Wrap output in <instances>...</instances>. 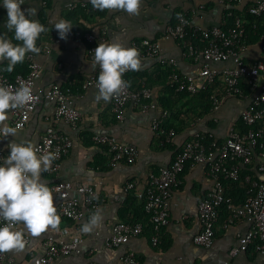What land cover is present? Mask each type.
<instances>
[{"label": "crops", "instance_id": "1", "mask_svg": "<svg viewBox=\"0 0 264 264\" xmlns=\"http://www.w3.org/2000/svg\"><path fill=\"white\" fill-rule=\"evenodd\" d=\"M257 1L243 0V7H239L235 4L223 3L221 0H142L137 15H129L123 10H105L104 16L86 12L83 17L79 13L91 5L88 0H24L21 6L36 10L32 18L45 26L47 34L42 33L37 40L40 52L26 54L25 60L18 63L16 68H21L20 71H23L27 67V57L32 55L33 60L42 68L36 86L47 89L59 85L63 91L69 93L74 107L82 112V118L75 128H70L64 123L52 126L57 133L69 136L73 146L62 158L58 177L53 178L42 171L41 181L46 182L49 187L55 179L95 185L101 201L100 214L103 219L98 228L85 234L79 231L76 224L61 218L58 230L49 228L38 237L31 236L22 223L16 231H21L23 238L29 237L28 242H25V248L5 253L15 259V264H32L35 258L43 256L44 241L48 236H53L57 240L82 239L81 253L60 258L57 264H121L122 257L128 251L135 253L139 264H264V254H259L255 250L235 258L230 257L231 249L237 245L238 237L249 229V224L242 220H234L227 224L224 208L218 215L213 245L208 249L193 245L192 239L199 231L197 202L211 186L206 169L200 165L189 166L186 174L180 178L179 185L173 189L169 224L164 228L162 238L156 246L152 245L148 229L142 231L141 235L132 239L127 245L115 249H107L103 246V240L113 224L123 221L121 219L123 206L126 204L136 208L141 204L133 193L123 195L122 187L126 181L135 180L143 185L151 171L157 172L160 168L169 166L183 143L197 132H207L209 125L213 126V134L223 137L226 130L238 121L240 110L244 106L241 101L224 99L218 112L213 116L194 118L186 111L195 110L194 106L187 104L189 98L177 101L172 97L166 82L162 80V72L166 67L160 61L174 59L178 63L180 72L184 74L196 72L202 63L194 62L185 56L182 45L165 36L167 26L178 14H184L192 29L218 25L227 28L234 21L232 14L246 21L245 10ZM68 3H75L77 6L73 10H68ZM69 12L75 13L73 20L67 19ZM6 19V10L0 7V34H5L13 44L21 43L14 40V34L5 27ZM61 19L69 20L73 25L72 29L80 28L98 38H104V44L119 43L133 47L143 40L159 43V57L154 60L140 57L141 69L126 71V78L130 88L137 89L144 84L151 89L154 100L160 107L164 108L162 105L164 103L178 112L177 115L175 112L174 114L169 112V117L163 122L175 132L168 146H160L155 137L156 133L151 130L150 125L156 115L155 111L142 112L140 109L128 107L124 120L117 122L111 113L110 101L96 102L97 91L92 88L83 89V83L95 73L87 57V44L83 40L66 39L58 42L48 40V34L57 31L54 25ZM261 35H264V26L261 34L258 35V40L252 44L245 42L243 58L247 64L263 56L260 48ZM46 47L50 49L49 54L45 51ZM6 66L7 61L0 62V68ZM54 107V103H41L23 130L17 131L14 136L0 137V151L8 154L10 149L7 145L12 142L31 143L35 149L46 133L49 126L47 118L52 116ZM183 112H186L188 118H185ZM12 118L10 113L5 123L10 126ZM97 134L114 136L124 143L135 145L139 151L135 163L133 165L119 163L111 167L109 157L104 153L102 146L93 142L92 138ZM250 173L249 177L252 179L264 180L254 167L250 169ZM247 189L243 194L233 195V202L241 204L247 197ZM116 196L121 199L115 200ZM131 196L135 200L130 203L128 200ZM53 199L54 205L57 206L54 194Z\"/></svg>", "mask_w": 264, "mask_h": 264}, {"label": "built area", "instance_id": "2", "mask_svg": "<svg viewBox=\"0 0 264 264\" xmlns=\"http://www.w3.org/2000/svg\"><path fill=\"white\" fill-rule=\"evenodd\" d=\"M221 2L243 7V0H221ZM76 6L75 3L67 4L68 10H73ZM248 13L264 21V0L255 2L248 8ZM245 25V21L237 18L226 30L220 25L192 29L187 17L184 14H178L165 30L167 38L182 44L185 56L194 62L202 63L196 72L184 74L180 72L177 61L162 59L160 63L169 70L166 86L175 93L193 96L217 84L223 93L220 96L211 95L212 108L208 116L218 112L224 99L241 101L244 106L240 110L238 121H241L246 129L241 132L236 131L237 121L226 130L223 137L211 133L208 142L204 141L202 132H197L183 143L169 166L160 168L158 174H149L143 185L135 180L124 183L123 195L133 193L150 217L154 232L151 242L154 246L158 243L160 231L169 224L173 189L180 183L178 175L183 171L185 164L189 163L190 167L203 166L211 181L209 190L197 202L199 231L192 239L193 245L204 249L213 245L218 212L224 207L229 214L227 224L234 220H242L249 224V229L238 237L237 245L231 249L230 257L235 258L246 253L250 245L254 243H257L255 251L264 254V180L252 179L249 176L245 178L248 185L247 197L241 204H236L226 197L221 183L222 180L237 181L244 166L254 167L255 171L264 177V35L260 36L262 58L247 64L243 58L246 47ZM188 34L190 39L187 38ZM191 38L198 44H192ZM66 39L83 40L87 44V57L91 63L95 48L104 41V38H98L80 28L71 29ZM66 39H61L57 31L48 34V40L51 42ZM133 47L138 50L139 57L142 59L154 60L160 54V45L156 41L143 40L138 45L134 44ZM45 51L49 54V47H46ZM27 68L26 75L18 74L13 79H9L0 70V87H9V90H14L20 85H27L32 91V100L28 104L23 108L9 110L13 116L10 126L16 127L17 131L23 130L41 103H54L53 114L47 118L49 126L35 149L38 150V156L55 154L56 158L45 174L57 178L62 158L72 148L73 143L69 136L57 133L52 126L64 123L70 128H75L82 118V112L74 107L69 93L63 91L59 85H53L47 89L36 86V80L41 76L42 68L33 60L32 55L27 57ZM99 71L97 66L95 73L83 83V89L92 88L98 91L96 82ZM122 79L126 81V72L122 74ZM110 106L111 113L117 122L124 120L128 107L140 109L142 112L155 111L156 115L150 126L151 130L158 135L160 146L171 143L175 136V132L171 129L166 131L163 124L169 117V111L155 102L153 92L144 84L137 89H131L126 84L110 100ZM2 136L4 135L0 134V137ZM92 139L105 149L111 167L119 163L133 165L137 160L139 151L133 144L124 143L107 134H97ZM7 155L0 151V163ZM49 188L57 200V214L60 218L76 224L79 229L94 212L100 213L101 201L95 185L55 179ZM114 199L119 201L121 198L116 196ZM21 224L22 222L16 223L13 230L16 231ZM142 231V223L118 221L113 224L109 234L104 238L103 246L107 249H115L127 245L132 239L141 235ZM28 240L29 237L25 236L24 241L28 242ZM81 244V238L57 240L53 236H48L44 241V255L35 258L32 264H57L60 258L80 254ZM15 262L13 257L5 253L0 254V264H15ZM121 264H139V262L135 253L128 251L122 257Z\"/></svg>", "mask_w": 264, "mask_h": 264}, {"label": "clouds", "instance_id": "3", "mask_svg": "<svg viewBox=\"0 0 264 264\" xmlns=\"http://www.w3.org/2000/svg\"><path fill=\"white\" fill-rule=\"evenodd\" d=\"M93 9L123 10L129 15L139 13L142 0H88ZM24 0H0V7L7 13L5 27L12 32L13 38L21 43L13 44L5 34H0V62L7 61L5 71L11 73L18 63L25 60L26 54L39 53L37 40L46 28L33 19L35 9H22ZM73 25L61 19L54 29L61 39H66ZM92 68L99 67L96 82L98 89L95 100L109 102L118 94L127 82L122 74L128 70L139 71L142 61L134 47L119 43H99L94 50ZM32 100V91L27 85H20L14 90L0 87V134L14 136L17 128L5 123L9 110L23 108ZM19 127V125H17ZM6 158L0 163V254L25 248L21 231L13 230L16 223L22 222L27 232L38 237L49 228L58 230L61 218L54 205L53 192L46 182L41 181V172L49 171L55 154L37 155L31 143H9ZM103 217L94 212L81 225L79 231L85 234L100 226Z\"/></svg>", "mask_w": 264, "mask_h": 264}, {"label": "trees", "instance_id": "4", "mask_svg": "<svg viewBox=\"0 0 264 264\" xmlns=\"http://www.w3.org/2000/svg\"><path fill=\"white\" fill-rule=\"evenodd\" d=\"M91 13V14H95V15H98L99 13V16H104V11H100V10H94L92 8L91 5H89L86 9H83L80 11V16L84 15V13ZM68 15V18L67 19H74L75 17V13L74 12H69ZM84 17V16H83ZM232 18L234 19V21L237 19L236 18V15L232 14ZM245 18H246V25H245V40H244V43H248V44H252L253 42H255L256 40H258V35L261 34L262 30H263V26H264V21L262 20V18H254V16L250 15L248 13V9L245 10ZM68 20V21H69ZM234 21H232L231 23V26L233 25ZM230 27V26H229ZM227 27V28H229ZM226 27L223 28V29H227ZM251 37V39H250ZM188 39H190L189 37V34H188ZM191 41H192V44L194 43L195 45L198 44V42H194L193 39L191 38ZM180 45H182L180 42H178ZM6 67H2L0 68L1 71L4 72V74L9 78V79H13L16 75L18 74H21V75H26L28 73V68L26 67L25 69H23V71H20L21 68H14V70L11 72V73H8L7 71H5ZM20 72H19V71ZM169 73V70L166 68L165 71L162 72L163 74V81L166 82L167 81V75ZM126 82H127V78H126ZM128 85V83H127ZM165 85V84H164ZM129 87V85H128ZM130 88V87H129ZM132 89V88H131ZM168 89V92L172 95V97L177 101H181L185 98H189V101H188V105H192L195 107V110H186L188 113H191L192 116L195 118H198V117H201V116H207L210 112H211V108H212V104H211V101H210V97L211 95H222V91L219 90V87L217 84H213L212 86L206 88L205 90H202L200 92H198L197 94L193 95V96H190L186 93H182V94H179V93H175L174 90L172 89ZM164 106V109L168 110L169 112L173 113L175 112V115H177V111H173V109L171 107H169V105H165L164 103L162 104ZM183 114H185V118H188V116L186 115V112H183ZM184 116V115H183ZM184 120V119H183ZM193 121V120H192ZM184 126V125H183ZM165 127V130L168 131L170 130L171 128H168L166 125H164ZM235 129L236 131L238 132H241V131H244L246 129V127L243 125V123L241 121H238L236 123V126H235ZM171 130H174V129H171ZM213 132V126H210L209 125V130L207 132H203L201 135L203 136L204 138V141L205 142H208L210 140V134ZM158 135H156L155 137H157ZM158 138V137H157ZM157 143L159 144V142L157 141ZM168 146L167 144L164 145V147ZM103 148V147H102ZM103 151L105 153V149L103 148ZM64 157V156H63ZM189 163H186L185 166H184V169L183 171L178 175V180L180 181V178H182L187 170H188V167H189ZM250 169L251 167L249 166H244L242 167L241 171H240V174H239V178L237 181H231V180H222L221 183L223 185V188H224V191H225V194H226V197H229L232 201H234V196L235 194H243L245 192V190L247 189V183L245 181V178L250 176L251 173H250ZM159 171V170H158ZM158 171H151V174H158ZM204 196V195H203ZM202 196V197H203ZM200 197V198H202ZM131 199L128 200L130 203L133 202L135 200V198L133 196L130 197ZM235 203V202H234ZM224 207L220 208L219 209V212L222 211ZM134 210V212H133ZM132 211V212H131ZM219 212H218V215H219ZM132 215H134L132 217ZM226 223L229 221V214L228 212H226ZM121 219L125 222H130V223H142L143 225V232L146 231L148 229V233H150L151 237L154 235V232H153V226H152V223L150 221V217L148 214L145 213L144 209H143V205L140 204L138 205L136 208H131L130 206L128 205H124L123 206V211L121 213ZM164 229H162L159 233V236H158V243L159 241L161 240L162 238V233H163ZM157 243V244H158ZM156 244V245H157ZM257 243H254L252 245H250V247L247 249V252H250L252 250H255V245ZM155 245V246H156ZM166 247V246H165ZM164 248V247H163ZM165 249V248H164Z\"/></svg>", "mask_w": 264, "mask_h": 264}]
</instances>
